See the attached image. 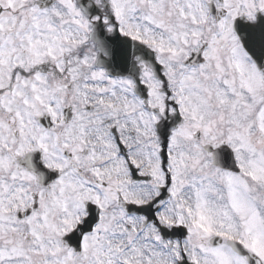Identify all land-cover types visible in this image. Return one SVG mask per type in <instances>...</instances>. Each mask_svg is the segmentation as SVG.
<instances>
[{
    "label": "snow or ice",
    "instance_id": "1",
    "mask_svg": "<svg viewBox=\"0 0 264 264\" xmlns=\"http://www.w3.org/2000/svg\"><path fill=\"white\" fill-rule=\"evenodd\" d=\"M0 264H264V0H0Z\"/></svg>",
    "mask_w": 264,
    "mask_h": 264
}]
</instances>
